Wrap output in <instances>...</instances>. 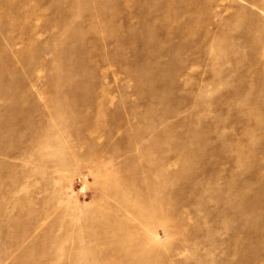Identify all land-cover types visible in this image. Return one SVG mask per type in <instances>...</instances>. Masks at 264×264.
I'll use <instances>...</instances> for the list:
<instances>
[{
  "label": "rangeland",
  "instance_id": "374dc122",
  "mask_svg": "<svg viewBox=\"0 0 264 264\" xmlns=\"http://www.w3.org/2000/svg\"><path fill=\"white\" fill-rule=\"evenodd\" d=\"M60 1L0 0V264H166L211 242L217 256L234 239L216 210L237 159L240 203L255 207L225 226L242 227L235 261L264 264V7L255 3L264 0H180L166 14L159 0H80L71 16ZM225 28L229 40H214ZM250 83L260 88L253 95ZM247 94L251 107L239 104ZM169 125L165 137L147 133ZM245 131L253 145L242 161ZM185 144V172L146 188L154 171L145 166ZM197 184L208 187V216L185 208L180 223ZM117 189L128 197L112 210ZM102 212L110 228L97 221ZM88 218L95 226L84 235L99 232L97 250L81 237L78 220ZM68 224L72 240L56 242Z\"/></svg>",
  "mask_w": 264,
  "mask_h": 264
},
{
  "label": "bare ground",
  "instance_id": "6f19581e",
  "mask_svg": "<svg viewBox=\"0 0 264 264\" xmlns=\"http://www.w3.org/2000/svg\"><path fill=\"white\" fill-rule=\"evenodd\" d=\"M64 1L68 4L67 10H66V15H70L71 16L72 15V10L75 8V6L77 5L78 1H80V0H63V3H64ZM97 1L100 4L101 0H97ZM145 1L152 2L151 0H145ZM159 1H162V4L164 6L162 5V7L160 9H157V12L159 11V12H162L163 14H166L167 12H171L175 8V6L178 3H180V0H159ZM255 3H257L256 5H258L260 7H264V3H262V2L261 3L255 2ZM16 15H18V14H16ZM15 18H16V16H15ZM154 24H155V22L153 21V16H151V18L149 20V28L152 29V26ZM228 31H229V28L220 29L217 32V34L214 36L213 39L216 40L217 42H222L225 38H226V40H229ZM107 32H110V31H107ZM20 33H21V31H20ZM114 38L118 39L117 37H114ZM168 51H170V50H168ZM263 54H264V52H263ZM59 59H60L59 58V52L53 54L52 61H54L57 65L59 64L58 63ZM51 67H52V65H51ZM262 75L264 76V68L262 69ZM52 78L54 79L52 81L56 80V77L53 76ZM57 80H58V78H57ZM250 85H251L250 88L247 89L246 92H249V91L253 90V93H252V95H253L254 93H257V91H259L260 88L257 89L252 83H250ZM262 85L263 86H262L261 89H264V80H263V84ZM102 96H103V99L101 101L99 100V102L97 103V105H98L97 108L98 109H102L104 107L105 94L103 93ZM150 102L151 101H149V103ZM231 104L234 105L233 98L231 99ZM239 104H241L243 106L247 105L248 107H251V105H254V101L251 100V98L247 94L246 97H243V99L239 101ZM200 105H201V103H200ZM254 117H255L254 112L249 108L248 111H247V114H246L245 122L247 123V121L249 122L250 120H253ZM170 128H172L171 125L165 127L163 130L158 131L157 133H155L154 130L149 128V132H147V133H149V134H150V132L153 133L154 134V139H156L157 137H165L169 133L168 131L170 130ZM254 129H255L256 133L258 132V130H261V123L259 121H258V123L255 122ZM262 130H264V129H262ZM250 131H252V130H250ZM250 131H245V133H244L242 138H248V139L251 138L252 135H251ZM89 135H90L89 136L90 143L91 144H95V145H96V143L98 144V141H97V137L98 136H97L96 132H92ZM175 137H176V135H175ZM105 142H106V145L99 144L98 148L103 150V147L107 146L109 144L108 139H106ZM248 144H249L250 148H249L247 153L241 154L240 151L238 150V157L242 161H245V160L247 161V159L251 158V154H252L251 153V149H252L253 141L251 139H249ZM237 147H236L235 159H237ZM114 148H116V147L114 146ZM173 151L174 152L171 153V155L170 154H164V159L162 161H158L159 163H157V164L148 163L145 166V167H147L148 170H153L154 171V175L153 176H149L146 180H144V184H145L146 188L150 187V185H149L150 182L152 180L156 179L157 177H161L165 181H170L173 178H177V177L181 176V174H183V172H185L186 168L189 165L188 157L191 155L190 150H188V146L185 144V145H183L181 147H178V149H176V147H175V148H173ZM170 158H174V160H173L174 162L171 163V164H169L170 163V161H169ZM228 176H230L228 178V180L223 185H221V187H220V189L223 191L222 194H221V197L223 199H222V201H220L222 203V206L217 208V210H216V213H217L216 214V218L218 219L219 225H223L224 224L223 225V227H224L223 231H226L227 232L226 234L229 237H232V235H233L234 239L231 242L226 243V248H223V249L220 248L219 249L220 251H219L217 256H215V252L218 249V247H215L214 242H211L210 243L211 249L208 250L207 253L197 252L195 246L192 245L191 248L194 251L190 250V253L194 254L193 257L184 258L182 260H177L176 259L175 261H171L170 257H169L170 255H167L164 258V260H166L165 261L166 264H172V262H174L175 264H240L241 263L239 261H235L234 259H235V257L244 254L243 241H242V239L240 240L238 237L235 236V234H237V233L238 234L242 233V227L240 229L238 228L236 231H235V229L230 230L229 228H227L228 227V223L227 222L232 221V219H234V218H236V219L239 218L238 216H241V211H243L247 207V205H243V204L240 203V200H239L240 196L237 194V190L238 189L236 188V184H237V182H239L238 159H237V163H236L235 169H232L230 172H228ZM207 184H208V187L211 188L214 185V182H212V181L210 182V180H208ZM208 187H206L204 189H201L199 184H197L196 185V189H192V191H191L192 198L190 200L187 199L185 202L181 203L180 206L178 207L179 212H178V215L176 216V218L178 219V222H180V223L186 222L185 214L180 212L181 209H185V208L189 209V212L191 214L198 215V214L203 213L206 217L208 216L207 213L205 212V210L207 209V206L209 205L208 202L210 201V198H208L207 195H206ZM110 195L112 197H114L113 206L110 208L112 210L115 209L117 206H119V201L120 200L124 201L128 197L125 194V192L123 190H121V189L115 190L114 193L110 192ZM145 199L146 198L141 199L140 197L136 198V200L141 201V202H143ZM136 200H133V201H136ZM161 207H162V205H159V204L157 205L156 208H158V212L160 211ZM251 207L253 208V207H255V205H248L247 209H251ZM163 208H164V206H163ZM248 212H250V210ZM153 213H155V211ZM135 216H138V214H135ZM246 216H248V215H245V217ZM97 221H100L103 224H105V223L108 224L107 226H105L106 228H110L111 227L109 222H108L107 216L104 215L103 212L101 213L100 219H98ZM110 222H112V218H110ZM78 223L80 224L81 230H82V233H83V235L81 237H83L84 239L87 238L91 242H93V249L97 250L96 244H97V241L99 240V238H97L95 236L99 235V232L95 236L93 234H85L84 235L86 230L87 231L89 230L88 228H90L92 226H95V225L92 224V222L89 220V218L86 219V220H84V219L78 220ZM57 225H58V223L54 221L53 223H51L49 228L46 229L45 232H48L49 230H51V228L57 227ZM70 228H71L70 224H68L66 226V228H65L66 232L64 231V233H63V238L62 239H57L56 242H59V241H61V242H67L68 241L69 242V241H71L72 238H71V236L68 235V232H70ZM104 235L106 236V239H110V240L115 239L117 237L116 236L117 235L116 232H113L112 230L107 231ZM160 239H161L160 236L159 237H155V240H157V241H160ZM262 242L264 243V240H262ZM262 242H260V244H262ZM122 243L123 244L127 243V245H129L130 243H132V241H130V242L122 241ZM74 250H75L74 248L68 249V251H74Z\"/></svg>",
  "mask_w": 264,
  "mask_h": 264
}]
</instances>
